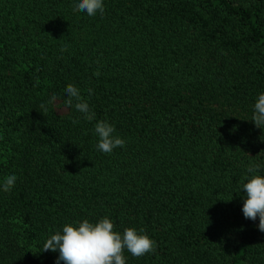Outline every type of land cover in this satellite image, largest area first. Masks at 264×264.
I'll return each instance as SVG.
<instances>
[{
	"label": "trees",
	"instance_id": "trees-1",
	"mask_svg": "<svg viewBox=\"0 0 264 264\" xmlns=\"http://www.w3.org/2000/svg\"><path fill=\"white\" fill-rule=\"evenodd\" d=\"M78 2L0 0V264H56L47 239L104 216L156 241L126 264H264L242 212L247 167L264 175V0ZM69 83L94 120L63 104ZM53 94L66 111L43 114ZM99 120L124 146L97 149Z\"/></svg>",
	"mask_w": 264,
	"mask_h": 264
},
{
	"label": "clouds",
	"instance_id": "clouds-1",
	"mask_svg": "<svg viewBox=\"0 0 264 264\" xmlns=\"http://www.w3.org/2000/svg\"><path fill=\"white\" fill-rule=\"evenodd\" d=\"M74 12H86L88 16H95L98 12L103 15L105 12L104 0H79L73 4ZM61 51H66V46ZM97 69L94 75H100ZM89 95L92 90L89 89ZM67 99L63 104L67 108H75L79 113L84 114L83 118L92 121L95 113L90 110L89 103L82 97L80 90L69 83L65 89ZM58 97L53 94L47 104H41L43 114L47 112V105H55ZM251 121L259 128H264V93L258 95L254 104ZM79 117L73 120L78 123ZM115 126L105 120H99L94 126V134L98 136L99 142L96 145L99 151L111 153L115 148L122 147L125 140L115 136ZM262 139V138H261ZM259 164H250L247 167V174L242 184L246 193L242 212L245 219L255 221L259 218L258 228L264 232V175L260 174ZM17 176L10 174L3 180L2 190L10 193L14 187ZM156 241L150 237L145 229L127 227L123 233L115 230V223L108 216L99 219L98 222H90L84 219L77 220L63 226L62 232L57 231L44 243L42 250L47 252L59 251L56 264L61 261L64 264H126L125 250L134 257H141L149 253H155Z\"/></svg>",
	"mask_w": 264,
	"mask_h": 264
},
{
	"label": "rangeland",
	"instance_id": "rangeland-1",
	"mask_svg": "<svg viewBox=\"0 0 264 264\" xmlns=\"http://www.w3.org/2000/svg\"><path fill=\"white\" fill-rule=\"evenodd\" d=\"M56 110L61 113V112H65L66 108L62 104H60L59 101H57Z\"/></svg>",
	"mask_w": 264,
	"mask_h": 264
}]
</instances>
